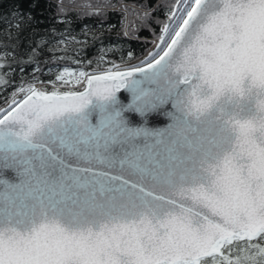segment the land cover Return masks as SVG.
Segmentation results:
<instances>
[{
	"label": "snow or ice",
	"instance_id": "6c2138e0",
	"mask_svg": "<svg viewBox=\"0 0 264 264\" xmlns=\"http://www.w3.org/2000/svg\"><path fill=\"white\" fill-rule=\"evenodd\" d=\"M153 43L4 98L0 264H264V0H173Z\"/></svg>",
	"mask_w": 264,
	"mask_h": 264
},
{
	"label": "trees",
	"instance_id": "16d2710c",
	"mask_svg": "<svg viewBox=\"0 0 264 264\" xmlns=\"http://www.w3.org/2000/svg\"><path fill=\"white\" fill-rule=\"evenodd\" d=\"M172 2L0 0V77L12 82L0 84V106L6 107L4 98L34 72L48 81L62 65L80 67L76 60L91 61L86 68L90 72H103L122 57L124 67L136 63L134 57L146 55L168 21Z\"/></svg>",
	"mask_w": 264,
	"mask_h": 264
},
{
	"label": "water",
	"instance_id": "95a60500",
	"mask_svg": "<svg viewBox=\"0 0 264 264\" xmlns=\"http://www.w3.org/2000/svg\"><path fill=\"white\" fill-rule=\"evenodd\" d=\"M100 73V72H96ZM122 103L127 104L130 102V96L127 93L120 94ZM165 109H160L158 112L147 116V127L155 129L164 127L169 122L164 116ZM124 118L128 121L130 127H139L143 125L144 121L135 113L125 112ZM0 179L7 180L9 183H18L19 177L12 169L0 167Z\"/></svg>",
	"mask_w": 264,
	"mask_h": 264
},
{
	"label": "rangeland",
	"instance_id": "374dc122",
	"mask_svg": "<svg viewBox=\"0 0 264 264\" xmlns=\"http://www.w3.org/2000/svg\"><path fill=\"white\" fill-rule=\"evenodd\" d=\"M154 40H155V39L152 40V47H151L150 50H153V49L155 48V46H154L155 44L153 43ZM150 50H149V51H150ZM49 89H51V88H49ZM61 90H64V89H61Z\"/></svg>",
	"mask_w": 264,
	"mask_h": 264
},
{
	"label": "built area",
	"instance_id": "2783aa9c",
	"mask_svg": "<svg viewBox=\"0 0 264 264\" xmlns=\"http://www.w3.org/2000/svg\"><path fill=\"white\" fill-rule=\"evenodd\" d=\"M155 46V45H154ZM37 88H39L40 86L38 85V86H36Z\"/></svg>",
	"mask_w": 264,
	"mask_h": 264
}]
</instances>
